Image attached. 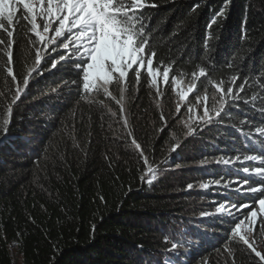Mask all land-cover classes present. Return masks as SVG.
Masks as SVG:
<instances>
[{
  "label": "trees",
  "instance_id": "trees-1",
  "mask_svg": "<svg viewBox=\"0 0 264 264\" xmlns=\"http://www.w3.org/2000/svg\"><path fill=\"white\" fill-rule=\"evenodd\" d=\"M147 2L156 5L141 18L151 29L156 66L189 79L203 67L197 90L232 87L242 99L226 97L222 118L213 116L219 123L204 124L193 136L170 100L160 103L146 77L133 73L125 116L117 99L84 92L82 83H71L77 74L64 69L30 79L22 102L11 105L42 45L22 19L15 29L8 26L13 81L6 72L8 37L0 29V264H260L231 236V218L214 208L264 198L235 192L244 179H260L243 172L261 166L259 160L243 157L264 158V137L255 131L264 128V0ZM162 115L167 127L159 131ZM133 137L156 162L152 183L140 179L145 166ZM222 158L231 163L217 164ZM196 179L209 187L188 189ZM191 200H201V218ZM260 236L264 248V231Z\"/></svg>",
  "mask_w": 264,
  "mask_h": 264
},
{
  "label": "snow or ice",
  "instance_id": "snow-or-ice-1",
  "mask_svg": "<svg viewBox=\"0 0 264 264\" xmlns=\"http://www.w3.org/2000/svg\"><path fill=\"white\" fill-rule=\"evenodd\" d=\"M0 5H2L0 29L4 30L8 37L7 65L9 66L6 68L7 76L11 77L13 81L17 79L11 66L13 65L11 49L14 46L12 39L14 32L9 30L8 26L15 29L22 19L30 25L29 30L35 34L42 45V47L36 48L34 64L23 75L22 84H17L11 105L22 102V96H26L29 91L30 79L35 80L37 77H42L44 72L55 74L61 69L75 72L77 78L71 83L77 87L82 83V89L86 93L94 90L97 94L102 92L105 96L115 99L109 90L110 86L114 84L121 93L117 103H121L123 100L124 82L129 76V70L135 74L137 80L144 70L147 77L151 79V83L153 85L157 83L161 69L154 63L156 52L152 44L151 29L141 19L144 16L145 8L156 7V5L148 3L147 0H0ZM21 12L23 13L22 17L19 15ZM38 17L42 21V31L41 25L37 23ZM214 22L213 20L212 23ZM2 43L4 41H0V44ZM33 43L35 44V41ZM49 62L50 66H48ZM205 75V69L201 67L198 73H193V83ZM163 78L165 82L169 81L168 68L163 69ZM236 79L237 77L233 76V81ZM172 83L176 84L177 82L172 81ZM239 87L240 90H243L244 84ZM217 90L221 95L216 102L219 106L214 105V114L215 117H221V114L225 112V105L228 103L226 97L231 98L233 102L242 99V97L238 92H234L232 87L220 89L217 85ZM178 95L179 99L183 101L188 93L179 91ZM180 110L178 103L176 112L179 113ZM121 111L123 112V108ZM11 113L12 107L9 106L8 114L11 115ZM161 120L165 121V126L159 131H164L167 123L163 115ZM201 120L207 125L219 123L218 120L213 119L207 108H205ZM4 123L7 125L10 121L6 119ZM124 124L126 127H131L127 119H124ZM255 131L259 136L264 137V128L257 127ZM5 133H7V128H5ZM196 133L197 128L189 125L187 135L193 136ZM129 135L133 134L130 132ZM132 144L145 166V172L140 179L145 181L146 177H151L146 182L152 183L156 177L157 169L154 167L156 162L151 159L150 150L137 142L135 137H133ZM179 147L180 143L177 142L171 146L170 152H176ZM243 159L245 161L259 160L261 166L251 170L245 166L243 172L254 174L260 179L258 183L251 179H244L240 186L235 188L237 196L240 197L241 193H259L260 197H264V158L253 154L245 155ZM216 163L229 165L231 161L222 158ZM215 183L219 185L221 181L216 179ZM200 187L207 189L209 184L204 183ZM225 187L229 186L225 185ZM187 188L192 189L193 185L188 184ZM256 203V197H253L251 204L240 203L239 200L231 205L221 203L216 211L231 218L233 225L230 229L231 236L238 237L250 253L259 259L260 264H264V251L258 250L255 239L250 236L258 227L264 231V227H261L264 226V216L257 219L258 211L253 210ZM258 204L259 210L264 211V198H259ZM246 224L248 227L244 234H241ZM176 246V243H173V249ZM230 251L231 249H229Z\"/></svg>",
  "mask_w": 264,
  "mask_h": 264
},
{
  "label": "rangeland",
  "instance_id": "rangeland-1",
  "mask_svg": "<svg viewBox=\"0 0 264 264\" xmlns=\"http://www.w3.org/2000/svg\"><path fill=\"white\" fill-rule=\"evenodd\" d=\"M0 11H2V5L0 6ZM37 23L41 25V31H42V21L38 17L37 18ZM51 34V33H49ZM46 34V35H49ZM49 48H51V45H49ZM58 51H60L58 49ZM133 73L131 70H129V75ZM134 74V73H133ZM135 75V74H134ZM142 75H144L148 81V84L150 87L155 91V93L158 95L159 100H163L164 103L166 100H170L173 108V115L180 120V125L184 129V131L187 133V128L189 125L196 127V128H201L205 123L203 120H201V117H203L205 108H207L210 112V115L215 116L214 114V105L218 107L219 105L216 103L219 100V95L221 94L218 90L216 91H207V90H197L196 89V83H193V79L185 78V77H173L169 74V81L165 82L163 78V71H160L158 77H157V83L153 85L151 83V79L147 77L146 71L142 70ZM129 78V76H128ZM128 78H126V81L124 82V92H123V100L121 103H118L120 108H123V116L126 114V83L128 81ZM136 78V77H135ZM137 79V78H136ZM172 81H176V84H173ZM109 90L113 93V97L115 99L119 100L121 93L119 91V88L115 86L114 84L110 86ZM186 92L188 93L187 97L185 100L181 101L179 99L178 92ZM113 99V98H112ZM180 104V112H176V106L177 104ZM191 109V111H189ZM188 136V135H187ZM189 150V149H188ZM213 157H208L205 158L204 160L210 161ZM202 159H197L194 160L193 162H201ZM242 161H245L244 159ZM259 165H255V167H258ZM206 182H203L201 179H196L195 184L193 187L195 188H201L200 185L204 184ZM192 203H195L192 205V209L194 211V215L197 218H201V215L206 212V210H203L200 208V201H193L191 200ZM229 205V204H227ZM220 206V205H219ZM215 207L214 211L219 207ZM254 211H258V217L257 219L260 218V216H264V211L259 210V204L258 201L256 203V208ZM217 212V211H216ZM247 224L244 226L242 229L241 234H244V231L247 229ZM259 228V227H258ZM256 228L250 236L255 239L257 248L258 250L264 251V248L262 246V240L260 236V229Z\"/></svg>",
  "mask_w": 264,
  "mask_h": 264
}]
</instances>
